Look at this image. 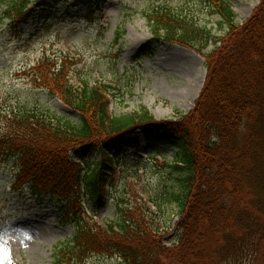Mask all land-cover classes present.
Returning <instances> with one entry per match:
<instances>
[{
	"label": "trees",
	"instance_id": "1",
	"mask_svg": "<svg viewBox=\"0 0 264 264\" xmlns=\"http://www.w3.org/2000/svg\"><path fill=\"white\" fill-rule=\"evenodd\" d=\"M199 2L210 17H220L224 34L167 6L146 14L154 41L205 58L206 82L187 113L162 120L146 107L113 114L111 87L83 80L75 88L66 61L44 58L27 73L78 113L71 120L50 109L14 108L0 127V160L15 165L13 189L61 203L62 217L75 228L56 247L53 264H87L94 255L124 264H264V0L243 24L227 0ZM32 5L0 0V24L20 31ZM151 53L152 42L142 45L140 54ZM147 127L178 150L174 161L161 162L178 186L172 197L180 220L170 244L142 204H122L119 217L104 224L87 208L104 202L124 151H137Z\"/></svg>",
	"mask_w": 264,
	"mask_h": 264
},
{
	"label": "rangeland",
	"instance_id": "2",
	"mask_svg": "<svg viewBox=\"0 0 264 264\" xmlns=\"http://www.w3.org/2000/svg\"><path fill=\"white\" fill-rule=\"evenodd\" d=\"M33 1L36 13L22 32L15 33L8 21L0 24V127L10 110L21 107L50 109L78 119V113L47 88L26 78L27 70L45 55L58 64L66 61L75 88L83 80L111 84L113 114L123 116L146 107L159 120L177 117L193 108L203 88L205 60L192 48L165 41L153 44V54L140 57L141 46L153 37L146 14L156 6H167L217 35L226 32L220 17H210L199 0ZM227 1L243 24L261 0ZM118 32L122 36L116 42ZM177 151L146 129L140 134L139 153H123L106 199L98 207H87L88 212L104 224L119 217L122 204H142L152 212L164 241L172 243L180 220V208L172 197L178 186L161 162L172 161ZM72 157L78 159L79 152ZM14 166L11 159L0 160V244L4 248L0 264H53L56 247L73 238L75 228L62 217L61 203L50 197L38 200L29 188L13 189ZM87 264L124 263L117 256L94 255Z\"/></svg>",
	"mask_w": 264,
	"mask_h": 264
},
{
	"label": "snow or ice",
	"instance_id": "3",
	"mask_svg": "<svg viewBox=\"0 0 264 264\" xmlns=\"http://www.w3.org/2000/svg\"><path fill=\"white\" fill-rule=\"evenodd\" d=\"M4 248H3V245L0 244V252H3Z\"/></svg>",
	"mask_w": 264,
	"mask_h": 264
}]
</instances>
